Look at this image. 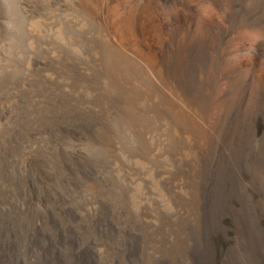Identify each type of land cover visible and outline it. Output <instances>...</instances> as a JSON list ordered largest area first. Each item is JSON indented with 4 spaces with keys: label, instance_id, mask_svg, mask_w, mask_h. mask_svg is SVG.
Masks as SVG:
<instances>
[{
    "label": "rangeland",
    "instance_id": "1",
    "mask_svg": "<svg viewBox=\"0 0 264 264\" xmlns=\"http://www.w3.org/2000/svg\"><path fill=\"white\" fill-rule=\"evenodd\" d=\"M257 1L0 0V264H264Z\"/></svg>",
    "mask_w": 264,
    "mask_h": 264
},
{
    "label": "bare ground",
    "instance_id": "2",
    "mask_svg": "<svg viewBox=\"0 0 264 264\" xmlns=\"http://www.w3.org/2000/svg\"><path fill=\"white\" fill-rule=\"evenodd\" d=\"M248 1H250V0H247V5H249V4H248ZM263 1H264V0H263ZM256 2H258V1L256 0ZM250 4H252V3H250ZM254 4H255V3H254ZM250 6H253V5H250ZM263 7H264V2H263V4H262V7H260V8H262V10H263ZM256 8H257V7H256ZM97 11H98V10H97ZM258 12H259V11H258ZM149 21H150V20H149ZM102 60H103V59H102ZM84 84H85V83H84ZM46 91H47V90H46ZM148 92H149V91H148ZM72 93H73V92H72ZM174 96H175V95H174ZM174 96H173V97H174ZM167 97H168V96H167ZM176 97H177V96H176ZM164 98H165V97H164ZM171 100H172V99H171ZM181 100H182V99H181ZM165 101H166V98H165ZM162 102H163V101H162ZM169 103H170V102H169ZM171 104H172V103H171ZM173 104H174V103H173ZM173 104H172V105H173ZM146 105H147V104H146ZM176 105H177V104H176ZM37 107H38V106H37ZM117 107H118V106H117ZM171 108H173V107H171ZM53 109H54V108H53ZM176 110H177V109H176ZM176 110H175V111H176ZM178 110H179V109H178ZM178 110H177V111H178ZM177 111H176V112H177ZM181 111H183V110L181 109ZM28 112H29V111H28ZM36 112H37V111H36ZM179 112H180V111H179ZM181 113H182V112H181ZM33 114H34V113H33ZM177 114H179V113H177ZM51 115H52V114H51ZM173 115H174V114H173ZM182 116H183V115H182ZM182 116H179L178 118H180V117H182ZM185 116H186V115H185ZM187 116H188V115H187ZM174 117H175V115H174ZM176 117H177V116H176ZM197 117H198V116H197ZM42 118H43V117H42ZM178 118H176V120H178ZM183 118H184V117H183ZM188 119H189V118H188ZM181 120H182V119H181ZM184 121H185V120H183V122H184ZM188 121H189V120H188ZM181 122H182V121H180V123H181ZM191 122H192V123H193V122L195 123L196 121H195V120H193V121L190 120V123H191ZM190 123H189L188 125H186V124H187V123H186V124H184V126H185V125H186V126H189ZM192 123H191V124H192ZM165 125H166V124H165ZM194 125H195V124H194ZM197 125H198V123H197ZM195 126H196V125H195ZM195 126H194V128L197 129V128H196L197 126H196V127H195ZM191 127H193V126H191ZM189 129H190V127H189ZM184 131H185V130H184ZM192 131H193V130H192ZM192 131H190V133H191ZM199 131H200V130H199ZM193 132H194V131H193ZM179 133H180V132H179ZM195 133H196V132H195ZM195 133H194V134H195ZM197 133H198V132H197ZM182 134H183V133H182ZM189 135H190V134H188V136H189ZM191 135H192V134H191ZM184 136H185V135H184ZM190 137H191V136H190ZM188 138H189V137H188ZM189 141H190V140H189ZM191 141H192V140H191ZM184 146H185V145H184ZM181 148H182V147H181ZM182 149H183V148H182ZM191 150H192V149H191ZM191 150H190V151H191ZM186 151H187V150H186ZM192 152H193V151H192ZM179 153H180V152H179ZM184 153H186V152H184ZM188 154H189V153H188ZM184 155H185V154H184ZM194 155H195V153H194ZM178 156H179V155H178ZM168 158H169V157H168ZM175 164H176V163H175ZM173 174H174V173H173ZM168 175H169V174H168ZM167 179H168V178H167ZM170 181H171V180H170ZM172 185H173V184H172ZM170 188H171V187H170ZM175 188H176V187H175ZM177 188H178V187H177ZM185 191H186V190H185ZM182 193H183V192H182ZM175 194H176V193H175ZM174 213H175V212H174ZM172 232H173V231H172ZM172 236H173V235H172ZM162 237H163V236H162Z\"/></svg>",
    "mask_w": 264,
    "mask_h": 264
}]
</instances>
